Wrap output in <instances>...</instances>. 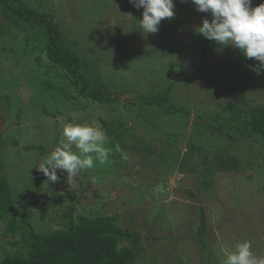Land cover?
<instances>
[{"label":"rangeland","instance_id":"obj_1","mask_svg":"<svg viewBox=\"0 0 264 264\" xmlns=\"http://www.w3.org/2000/svg\"><path fill=\"white\" fill-rule=\"evenodd\" d=\"M22 1L53 15L73 52L111 92L124 95L111 105L79 96L40 43L28 41L33 32L20 31L0 7V177L10 184L14 207L0 216V259L19 247L11 220L50 234L79 216L115 215L124 232L120 245L139 253L137 264H224L226 253L245 240L264 256V141L206 138L194 124L229 104L264 106V68L254 71L259 62L215 43L203 64L206 38L196 29L212 17L192 0H174V17L153 34L140 30L143 8L129 0ZM261 3L252 0L253 7ZM171 83L170 101L188 108L190 118L156 107L141 114L128 103ZM69 122H95L110 155L81 170L71 185L59 169L52 183L38 165ZM30 145L41 149L27 150ZM197 147L211 160L209 173ZM200 208L208 223L204 241Z\"/></svg>","mask_w":264,"mask_h":264},{"label":"trees","instance_id":"obj_2","mask_svg":"<svg viewBox=\"0 0 264 264\" xmlns=\"http://www.w3.org/2000/svg\"><path fill=\"white\" fill-rule=\"evenodd\" d=\"M0 7L20 31L33 32L28 41L40 43L50 63L68 76L79 96L100 105L115 104L122 99L123 93L111 92L110 85L67 45L64 32L53 15L36 10L22 0H0ZM214 48L215 42L205 39L203 64L211 58ZM173 87L171 83L167 87L141 93L128 103L139 108L141 114L146 113L149 107H156L166 115L190 118L191 111L188 108L170 101ZM194 124L202 129L201 133L206 138V134L218 133L228 141L237 138H261L264 141V106L247 109L229 104L223 113L206 119L196 118ZM26 149L38 150L41 147L30 145ZM201 149L196 148L204 169L209 173L211 160ZM3 166L0 157V168ZM13 210L10 184L6 177H0V216H8ZM70 210L72 213L74 208ZM199 217L198 236L204 241L209 232L203 208L199 210ZM8 230L11 233L19 232L20 238L15 242L19 247L16 253L4 255L0 264H137L138 261L137 251L120 245L124 232L119 226L117 215L79 216L77 222L70 220L67 229L50 234L38 233L30 223L19 224L14 220L8 223Z\"/></svg>","mask_w":264,"mask_h":264},{"label":"clouds","instance_id":"obj_3","mask_svg":"<svg viewBox=\"0 0 264 264\" xmlns=\"http://www.w3.org/2000/svg\"><path fill=\"white\" fill-rule=\"evenodd\" d=\"M137 9L143 8L140 30L147 34L159 31L161 21L175 15L174 0H129ZM197 10L211 13L196 31L216 44L233 46L248 59L259 62L254 68L260 74L264 68V3L252 6V0H192ZM105 131L92 123L69 122L64 125L59 145L38 165L47 180L55 183L57 170L67 172V182L72 184L81 170L92 169L96 161L106 163L110 149L104 147ZM119 150V149H117ZM95 154V155H93ZM224 264H264V256L252 250L251 241L245 240L226 253Z\"/></svg>","mask_w":264,"mask_h":264}]
</instances>
